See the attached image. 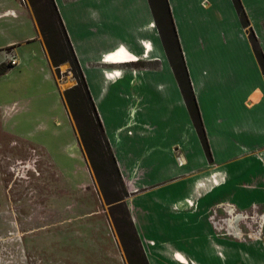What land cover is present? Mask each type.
I'll return each mask as SVG.
<instances>
[{"label":"crops","instance_id":"0c3cea01","mask_svg":"<svg viewBox=\"0 0 264 264\" xmlns=\"http://www.w3.org/2000/svg\"><path fill=\"white\" fill-rule=\"evenodd\" d=\"M54 1L115 154L149 264H184L177 256L191 264H223L215 247H228L229 241L199 233L198 227L209 224L199 216L203 204L231 198L241 206L254 198L264 201V74L233 0H168L211 159L150 0ZM241 2L264 52V0ZM39 40L59 86L41 32ZM14 43L1 51L15 53ZM8 61L5 53L0 65ZM89 188L79 189L80 194L98 196ZM66 197L62 208L68 213ZM63 224V242L92 240L83 234L92 224L80 223L77 235L67 221ZM183 226L194 231L195 250L172 242L176 236L182 239Z\"/></svg>","mask_w":264,"mask_h":264},{"label":"rangeland","instance_id":"374dc122","mask_svg":"<svg viewBox=\"0 0 264 264\" xmlns=\"http://www.w3.org/2000/svg\"><path fill=\"white\" fill-rule=\"evenodd\" d=\"M39 30L30 0H0V62L5 53L20 62L0 76V122H6L0 126V264H130L120 233L125 237L128 228L116 225L61 96V89L64 92L77 81L66 63L56 84ZM12 42L15 53L1 51L12 47L8 45ZM101 178L108 192L118 190L110 172L101 173ZM88 187L96 189L98 196L92 190L80 194L79 189ZM68 194L70 204L65 210L70 214L62 208ZM248 202L241 206L233 198L217 199L199 211L209 223L198 227L199 233L229 241L228 247H215L223 264H264V201ZM90 212L93 217L79 218ZM66 221L73 235L80 223L92 224L83 233L92 240L63 242ZM182 230V239L176 236L172 242L195 250L194 231ZM164 238L172 240V236Z\"/></svg>","mask_w":264,"mask_h":264},{"label":"trees","instance_id":"16d2710c","mask_svg":"<svg viewBox=\"0 0 264 264\" xmlns=\"http://www.w3.org/2000/svg\"><path fill=\"white\" fill-rule=\"evenodd\" d=\"M30 2L36 13L40 32L57 79H62L60 67L69 63L70 71L77 81L74 87L62 93V98L76 123L83 147L101 184L106 200L112 208L111 212L116 225L119 227L120 224H123L128 228L125 237L120 232L124 239L128 260L130 264H149L126 204V199L129 197L128 190L56 3L54 0H30ZM41 2L43 3V10L39 7ZM233 2L243 27L247 29L250 42L264 74V52L258 38L250 27V20L241 0H233ZM150 4L192 121L206 153L211 159L199 105L178 41L169 2L168 0H150ZM41 11L46 16L41 14ZM11 68L13 66L10 64L0 65V76L6 74ZM103 172H110L113 176L114 185L118 188L117 191H107L101 178Z\"/></svg>","mask_w":264,"mask_h":264},{"label":"built area","instance_id":"2783aa9c","mask_svg":"<svg viewBox=\"0 0 264 264\" xmlns=\"http://www.w3.org/2000/svg\"><path fill=\"white\" fill-rule=\"evenodd\" d=\"M24 1V0H23ZM8 64H10L11 66L15 67L18 65V59L14 54H10L9 55V61Z\"/></svg>","mask_w":264,"mask_h":264},{"label":"bare ground","instance_id":"6f19581e","mask_svg":"<svg viewBox=\"0 0 264 264\" xmlns=\"http://www.w3.org/2000/svg\"><path fill=\"white\" fill-rule=\"evenodd\" d=\"M151 26V25H150ZM121 55V54H120ZM123 57L124 58H126L127 57V55H126V53L125 52H123ZM120 58V56H118V57H114V58H112V59H114V60H110V61H118V59ZM190 203V202H189ZM178 258H180V256H178ZM181 259V258H180ZM182 260V259H181Z\"/></svg>","mask_w":264,"mask_h":264}]
</instances>
